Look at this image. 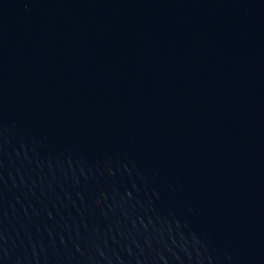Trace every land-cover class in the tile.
Instances as JSON below:
<instances>
[{"label": "water", "instance_id": "water-1", "mask_svg": "<svg viewBox=\"0 0 264 264\" xmlns=\"http://www.w3.org/2000/svg\"><path fill=\"white\" fill-rule=\"evenodd\" d=\"M0 264H264V0H0Z\"/></svg>", "mask_w": 264, "mask_h": 264}]
</instances>
